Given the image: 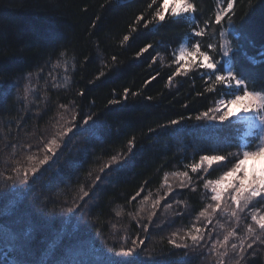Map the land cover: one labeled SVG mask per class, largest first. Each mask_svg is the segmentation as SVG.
<instances>
[{"label":"trees","instance_id":"16d2710c","mask_svg":"<svg viewBox=\"0 0 264 264\" xmlns=\"http://www.w3.org/2000/svg\"><path fill=\"white\" fill-rule=\"evenodd\" d=\"M195 2V24L167 16L147 24L157 8L148 7L151 0H0V264H39L61 235L49 264H217L209 249L229 232L237 233L231 242H251L247 225L253 214L264 216V201L236 209L225 196L213 211L204 185L253 150L264 131L248 134L249 124L234 117L196 119L231 97L228 86L209 92L203 69L175 74L176 51L223 0ZM234 11L212 25L205 39L218 48L209 53L226 73L219 32L228 29L233 71L250 90L264 88V0H237ZM73 104L78 127L61 138ZM53 138L55 155L44 150ZM46 154L48 163L25 181L23 171ZM205 155L226 159L192 172ZM81 187L89 192L83 199ZM206 209L210 215L201 216ZM196 228L206 236L198 247L189 235ZM139 239L133 257L116 255ZM240 264H264V244L246 248Z\"/></svg>","mask_w":264,"mask_h":264},{"label":"snow or ice","instance_id":"6c2138e0","mask_svg":"<svg viewBox=\"0 0 264 264\" xmlns=\"http://www.w3.org/2000/svg\"><path fill=\"white\" fill-rule=\"evenodd\" d=\"M237 0H223L222 4H219L214 15V19H205L203 21V27L196 25L191 29V37L193 38V46L191 50L182 49L177 56H175V61L179 67L176 69V75L179 76L182 73L184 75L188 74V71L192 68H198L205 70V74L208 75V79L212 81V84L208 86L207 90L209 92L215 91L213 85H221L228 86L225 90V95H229L230 99H221L219 104L214 109H209L204 112L202 115L197 116L196 119H207L210 121L220 122L229 121L231 118H242L241 113L244 114V117H248L250 121H259V127L262 131H264V88L251 90L247 86L246 79L239 77L232 68L224 73L222 70L217 71V66L219 64V60L215 59L213 55H210L209 50L213 53L216 52L218 45L208 42L205 37L209 33L213 24L219 26L222 22L226 20H231V18L235 15L234 6L236 5ZM152 5H157L156 11L150 20L147 21V24H151L153 21L157 23L164 22L166 16L169 18H190L192 23H196V14L199 9L195 0H160V3H157V0H151V3L148 5L149 8ZM139 20H142L143 17H139ZM147 24L145 26H147ZM219 35L223 36V32H219ZM125 40L128 39L127 36L124 37ZM233 42L225 40V46L223 49L222 55L227 57L230 52L235 51L236 49L232 46ZM151 45H148L150 48ZM147 51V48L144 49ZM253 63H255V59L253 57H249ZM116 101H113L115 103ZM236 105L238 111L233 112L232 106ZM61 108H64L67 111L65 105H61ZM75 104L72 105V111L70 113V119L65 120L66 127L62 126L61 131L57 134L59 137H64L68 135V133L73 131V128L78 127L76 124V120L78 118V114L75 111ZM209 112L212 115H209ZM63 119V115L61 116ZM92 120V116L88 115L86 117L81 118V123L83 125H88L89 121ZM180 121L172 120L171 124H178ZM260 143L254 147L251 151H243L242 158L238 160L234 164V166L226 171L222 177L219 179L212 181L209 180L205 183L204 187L206 189H210L211 192V200L215 202V206L213 204H209L207 207L213 211L221 210V201L227 196L228 200L235 206L236 209L247 208L250 204L255 207L253 201H264V169H261V172L257 174L253 172L249 174L245 169V163L250 159H255L259 157H264V135L259 137ZM131 145V141L129 142ZM60 147L56 138L51 139L44 145V150L46 153H51V155H55V151ZM51 155H45L43 159L39 160L38 163L30 165L29 168L23 171L24 180L27 181L29 178V171L34 175L42 165L48 163L51 159ZM32 160V157H29ZM226 158L222 155H213V156H201L200 163L192 166V172H197V170L202 167L205 162H207V167H211L213 162L224 161ZM112 162H117V157H112ZM110 165H105V167H109ZM17 175L21 174V169L17 168ZM104 171V168L101 169ZM242 173V174H241ZM183 177L187 178L188 173L184 172ZM97 181L100 179L99 176L95 178ZM165 182H167V176H165ZM180 187H186L187 185L183 182L180 183ZM171 191V188H169ZM80 199L87 197L89 192L86 191L83 187L80 188ZM139 193H137V196ZM136 197H132L134 200ZM156 204H159V201H156ZM225 211L227 209H224ZM71 212L72 209L70 208ZM120 215V213H117ZM155 216L156 213L153 212L151 214ZM201 216L210 215L208 210L200 213ZM233 216L236 215L234 211L232 213ZM251 220L254 221V224L247 225V232L249 233V240L241 239L239 244L235 242H231V238L236 236L237 233L235 230L229 232L225 235L221 240H217L216 244L212 245L209 251H216L218 260L217 264H228V260L235 258V264H240L241 261L245 260V252L247 249H252L253 245L256 242H260L264 244V239L260 234H264V216H257L253 214L251 216ZM211 221H209L210 223ZM146 227V226H145ZM259 230V233L257 232ZM197 234H191L190 238L192 244L194 246H199L201 242L206 239V236L201 233L199 228L195 229ZM32 234V230L26 229L23 232V239L27 241ZM15 235H11V239H16ZM61 237H58L56 240L49 242L45 250L43 251L42 256L40 257L39 264H49L51 258L55 255L56 249L60 243ZM125 239H127L125 237ZM207 239H211V237H207ZM170 243L175 245L176 247H188L185 243L183 245L176 244L175 240H170ZM144 244L143 239H139L137 241H133L131 246L125 247L121 246L119 252L116 255L121 257H133L134 254H137L139 246ZM219 245V248L216 247ZM246 246V247H245ZM24 245H21V250H23ZM223 249V251H220ZM255 255V252L252 253ZM110 264H117V262H110ZM119 264H131L129 260L120 261Z\"/></svg>","mask_w":264,"mask_h":264},{"label":"rangeland","instance_id":"374dc122","mask_svg":"<svg viewBox=\"0 0 264 264\" xmlns=\"http://www.w3.org/2000/svg\"><path fill=\"white\" fill-rule=\"evenodd\" d=\"M228 29L224 30L223 33L224 35L221 36V44H222V53H223V49L225 46V40H228L227 35H228ZM193 46V41L192 40H187L185 43H183L179 49L176 51L175 56H177L179 54V52L182 49H187V50H191ZM226 60V72L229 70V68H232V62H231V52L229 53V56L225 57ZM226 100V99H225ZM232 111L236 112L238 111L237 106L233 105L232 106ZM241 117L242 118H237L243 122H247L249 124V131L248 134H252L255 132V130H261V128L258 126L259 125V121H250L248 117H244V114L241 113ZM236 118V117H234ZM245 169L247 170V172L249 174H252L253 172H256L257 174H259L261 172V169H264V161H261L260 158H255V159H250L249 161H247L245 163ZM242 174V173H241Z\"/></svg>","mask_w":264,"mask_h":264},{"label":"bare ground","instance_id":"6f19581e","mask_svg":"<svg viewBox=\"0 0 264 264\" xmlns=\"http://www.w3.org/2000/svg\"><path fill=\"white\" fill-rule=\"evenodd\" d=\"M261 159V161H264V157H259Z\"/></svg>","mask_w":264,"mask_h":264}]
</instances>
